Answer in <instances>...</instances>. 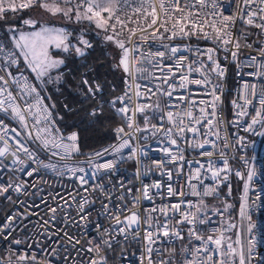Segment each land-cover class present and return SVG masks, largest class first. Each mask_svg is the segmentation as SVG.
Here are the masks:
<instances>
[{"label":"snow or ice","instance_id":"1","mask_svg":"<svg viewBox=\"0 0 264 264\" xmlns=\"http://www.w3.org/2000/svg\"><path fill=\"white\" fill-rule=\"evenodd\" d=\"M242 3L238 13L225 15L228 9L222 8L217 0H0V29L4 32L0 38V113L17 122V127H10L0 118V200L3 201L0 241L6 245L4 255H0V264H109L107 253L113 250L114 243L119 246L116 236H122L127 243L131 235L133 241L139 242L141 223L147 227L143 229L138 264H172L176 250L154 246L163 238L184 240L182 226L185 225L189 244L182 249L183 264H250L255 237L246 250H238L234 245L241 243L239 236L233 242L227 235L235 228L231 220L224 217L231 204L225 202L223 210L214 209L221 217V227L213 228L207 236L198 231V225L211 222L205 199L218 195L219 186L232 172L229 158L221 150L231 145L222 116L223 88L219 83L227 68L221 66L218 53H226L224 59L230 56L238 70L245 64L255 65L259 71L247 75L264 79V41L260 39L264 37V0H242ZM37 8L47 16L43 23L31 15ZM26 10L28 18L16 15ZM9 13L13 15L9 16ZM57 17L95 23L104 33L103 40L118 50L115 67L125 73V89L110 101H101L92 107L89 115L103 116L104 103H108L120 115L123 124L115 129L118 142L99 151L83 153L78 132L65 135L53 118L56 105L45 103L51 97L42 95L47 84L60 83L64 79L60 69L65 61L54 58L52 48L65 53L74 50L79 57H84L87 49L92 48L83 34L73 44L72 34L66 28L56 26ZM17 21L22 23L18 25ZM238 22L242 27L237 28ZM253 36L256 39H250ZM192 37L211 41L213 46L193 49L191 45L172 43ZM157 40L164 50H145L146 45ZM244 49H254L256 54L249 52L241 59ZM182 50L192 53L194 58L189 61L187 56L178 55ZM173 58L175 63L165 62ZM144 64L153 71L149 72ZM194 73L201 78L190 79ZM213 74L216 83L210 78ZM137 78L155 83L142 87L135 83ZM189 84L204 85L208 91L193 94L188 90ZM78 86L85 99H96L104 92V82L88 78H82ZM243 89L244 94L231 102L236 116L232 123L238 125L241 118L248 116L247 106L258 98L260 110L256 111L245 131H253L257 124L264 127V85L258 89L256 83L245 82ZM200 95L208 98H195ZM239 100H243V104ZM138 116L143 118V127L137 121ZM153 118L157 123H151ZM140 133L162 137L160 143L166 146L161 151L175 166L177 176L185 175V164L190 167L185 176L189 191L156 181L144 184L138 190L140 195L131 201L126 202L122 193L117 207L103 184H89L87 169L93 170V176L115 169L123 159L119 154L124 149H129L128 159H136L138 153L146 154L142 147H133V141ZM260 134L264 135V132ZM244 140L242 136L237 137L241 145ZM209 145L218 152L222 166H217L214 151L204 150ZM188 149L200 150L198 154L206 158L204 162L186 160L184 153ZM42 153L46 154L45 159L41 158ZM109 155L116 158L102 160ZM79 156H85V159H77ZM193 163L197 166L191 169ZM163 164V161L156 162L157 167L162 168ZM42 169L57 177L75 178L78 182L76 190L44 195L45 187L52 185L42 179ZM163 174L169 180L174 175L171 169ZM255 174V171H249L248 180ZM139 175L138 171V178ZM209 175L215 181L214 185L204 183ZM235 175L239 177L241 173L236 171ZM165 187L168 197L178 196L180 200L162 207L140 209L141 199L151 201L155 196L163 199L160 189ZM120 188L131 193L123 183ZM153 190H156L154 194ZM97 191L109 202L101 206L114 222L112 231L103 229L99 239L84 238V233L79 237L73 235L72 229L79 230L82 225L87 227V209L95 203L90 196ZM230 191L229 188V194ZM189 192L198 198L196 202L184 199ZM247 197L248 184L245 183L243 199L247 200ZM245 208L246 205L241 204L242 217ZM176 212L180 219L171 223L170 213ZM32 217H36L35 222ZM255 227L250 221L249 232ZM97 229L100 230L99 225Z\"/></svg>","mask_w":264,"mask_h":264},{"label":"built area","instance_id":"2","mask_svg":"<svg viewBox=\"0 0 264 264\" xmlns=\"http://www.w3.org/2000/svg\"><path fill=\"white\" fill-rule=\"evenodd\" d=\"M217 3L228 11H225V15L228 14H235L240 11L243 7L242 0H217ZM242 27V25L238 22L237 28ZM250 31H258L249 29ZM250 39H256V37H250ZM264 41V37L260 38ZM167 43V41H164ZM173 44L176 45H191L193 49L197 46L200 48L212 47L211 41H205L203 39H196L192 37L191 39H177L172 41ZM255 47V46H254ZM145 50H151L155 52L157 50H164L161 46L160 41H153L146 45ZM255 55L254 49H244L243 55L241 59L248 55V53ZM178 55L187 56L189 61H191L194 57L192 53L187 51H181ZM226 53L223 51L218 53V58L221 66L227 68V72L225 77L219 82L221 87L223 88V93L221 95V99L223 101L222 104V116L226 122L225 128L226 132L229 137L230 147L227 149L221 148L222 151L226 153L229 158V163L232 168V172L229 173V178L223 184L219 186V193L218 195H214L211 197H207L205 199V203L208 204L207 214L211 216V222L205 223L203 225H198V231L207 236L211 233L213 228L221 227V217L214 213V209L220 208L223 210V206L225 202L231 204L232 207L228 209L227 212L224 213V217L226 219H230L231 222L235 225V228L231 229L227 235L232 238L234 242L237 236H239L241 243L239 245H234L239 250L240 248L247 249L250 241L252 238L255 237V248L253 249L252 258L250 260V264H264V135L260 133L264 132V127L260 124L254 126L253 131H245L247 124L251 123V118L256 115V111L260 110L259 100L253 99L252 103L247 106V111L249 113L248 116L241 118L239 124L232 123L235 119V110L233 109L232 100L238 99V97L244 94L243 85L245 82L248 83H256L257 88L259 89L262 85H264V79L260 77H253L247 75L250 72L259 71V69L255 66H248L245 64L242 66L240 70L237 69L236 63L231 61V57L229 56L228 59H224ZM166 63H175V58L172 60L165 61ZM259 63V60L257 61ZM143 67L148 68V71H153L147 64H144ZM239 71V74H238ZM139 76V74H138ZM82 78H87L85 75L80 76V80ZM125 73L122 76V89L116 93L114 96L109 98L107 101H110L116 96H119L123 93L125 89ZM200 75L198 73H194L190 79H200ZM213 83H216L215 74L210 77ZM135 83H139L142 87L147 84L148 86H152L155 81L152 80H145L137 78ZM188 90L191 91L193 94L197 93H204L208 91V89L204 85H197V84H189ZM184 90H181V92ZM43 95V94H42ZM197 99H207L208 97L200 95L195 96ZM135 99V98H134ZM100 100L98 103H100ZM241 104H243V100H239ZM46 103V101H45ZM110 107V105L107 103ZM119 107V104L117 105ZM110 109L116 114L120 119V115L117 114L111 107ZM92 111L90 109L89 113ZM0 118L5 120V123L9 124L10 127H17V122L11 120L10 117H7L4 113H0ZM54 118V114H53ZM55 119V118H54ZM137 121L141 127H143V118L142 116L137 117ZM151 123H157V119L153 118ZM123 124V120L121 119V124ZM116 125L112 128L113 137L110 141L106 142L99 148L95 150L85 152V154L99 151L100 149L107 147L110 144H116L118 142L117 136L115 133V129L120 126ZM127 130V129H126ZM75 130H70L64 132L67 135L70 132ZM76 132V131H75ZM221 135H224V130L221 131ZM242 136L245 138L244 145H241L237 141V137ZM209 139H215V137H208ZM162 139L159 134L156 137L151 136L149 133H140L137 134V139L133 141V147L140 146L143 148V152L146 154H139L137 155L136 159H128L129 149H124L119 154L122 156L123 159L119 160L117 167L107 173L104 171H100L93 176V170L87 169L88 177H89V184H103L108 192L111 193L113 197V203L118 207L120 206V196L123 193L125 201H131L133 197L139 196L140 192L138 190L142 189L144 184H152L156 181H160L165 186L169 183L173 185L174 188L180 187L185 192H188V188L185 186V176L190 171V167L185 164L184 173L185 175L177 176L175 166L168 161V157L166 154L161 151V148L166 146L160 143ZM219 143V142H218ZM204 150H212L214 151V158L217 160V166H222L218 159V152L213 150L211 146H206ZM200 150H192L188 149L185 151L184 155L186 160H201L204 162L206 158H202L199 156ZM46 154H41V158L45 159ZM243 157V159H242ZM116 157L109 155L103 157L102 160L107 159H114ZM77 159L83 160L85 156H79ZM245 160L248 163H245ZM163 161V167H157L156 162ZM6 163L8 161H5ZM102 162V161H101ZM84 166V165H80ZM197 165L193 163L191 165V169H194ZM173 170V178L169 180L165 173L167 170ZM139 171L140 175L139 178L137 177V172ZM239 171L241 176H236L235 172ZM255 171V175L253 176L252 180H248V172ZM42 172V179L47 181L49 185L52 187H45L44 195H47L48 192H72L77 188V180L75 178L65 177H57L52 174L50 171L41 170ZM123 183L125 188H130L131 193L128 194L125 192L124 189L120 188V184ZM204 183L208 185H214L215 181H213L210 175L204 179ZM245 183L248 184V197L247 200L243 199L244 197V185ZM229 188L231 189L229 194ZM203 191L202 187L200 188ZM156 190H153V194ZM160 192L164 194L163 199L160 196H155L153 200H143L141 199L139 203L140 209L146 210L150 209L153 206H163L164 204H173L180 200V197H168L166 193V187L160 189ZM259 197V199H258ZM91 200H94L95 203L90 205L87 209L89 213V220L87 223V227L85 228L83 225L79 230L72 229V234L76 236H80L81 233H84V238L95 237L99 239L103 229H108L112 231L113 229V221L104 213V209L102 208V203H109L105 198L104 195L100 192L93 193L90 196ZM184 199L191 200L193 202L197 201V197L192 196L189 192ZM212 204H219L220 207H213ZM241 204H245V216L240 215V208ZM131 206V205H129ZM0 207H3V201L0 200ZM112 207V204L109 205ZM184 208H181L183 211ZM75 210L72 211V215L75 216ZM173 219L170 221L171 223H175L177 220L180 219V215L178 212L170 213ZM161 221H163V217H160ZM33 222H35L36 217H32ZM252 222L256 225V227L249 232L248 225L249 222ZM97 225L100 226V230L97 229ZM119 227V226H117ZM135 227V226H134ZM147 227V225L141 223L140 231L141 237L139 242L133 241L131 239V235L129 236V241L127 243L124 242L123 237L117 235L116 241L119 243V246H116L114 243L113 250L108 252V256L110 257L109 264H138V258L141 254L140 250L143 245V229ZM184 228V232L182 233L185 236L184 240L179 239H169L163 238L157 245L154 247L157 248H165V249H172L174 248L175 254L172 257V264H183L184 254L182 249L185 245L189 244V239L187 237V226H182ZM83 242V239H82ZM198 242H193V244ZM6 245L3 241H0V255H4V248ZM123 250V255H122ZM165 258H167V252H165Z\"/></svg>","mask_w":264,"mask_h":264},{"label":"trees","instance_id":"3","mask_svg":"<svg viewBox=\"0 0 264 264\" xmlns=\"http://www.w3.org/2000/svg\"><path fill=\"white\" fill-rule=\"evenodd\" d=\"M20 16L24 17L23 14ZM84 35L92 44V48L87 49L84 57L77 56L75 51L65 53L63 50H52L55 56L65 61L60 69L64 79L60 83L47 84L46 92L42 93L51 97L46 103L56 105L53 114L61 130L78 132L83 153L95 150L110 141L113 137L112 128L121 124V119L107 103H104V113L99 118L90 116L89 111L100 100L107 101L118 93L123 85L121 72L115 67L118 50L106 43L100 32L92 31L89 26L84 29ZM55 75L57 73L54 71L53 76ZM81 75H85L89 80L104 82L102 96L85 99L78 86Z\"/></svg>","mask_w":264,"mask_h":264},{"label":"rangeland","instance_id":"4","mask_svg":"<svg viewBox=\"0 0 264 264\" xmlns=\"http://www.w3.org/2000/svg\"><path fill=\"white\" fill-rule=\"evenodd\" d=\"M20 14H23L24 17L23 18H28V14H27V10L26 12H21V13H18L16 15L20 16ZM31 15L33 18H38L41 20V23H43L46 19H47V16L42 14L41 10H39L38 8L35 9V10H32L31 11ZM9 16H11V14H9ZM20 23H22V21H17V24L19 25ZM55 24L57 27H64L66 28V30L68 32H70L72 34V43L75 44L76 43V38H79L81 36V34H83V38H85V35H84V29L86 27H90L92 29V31H97V32H100L101 34H104L103 31L101 29H98L95 25V23H90L89 21L87 20H82L80 22H77L75 21V19H71V20H68V19H63V18H60V17H57L55 18ZM25 31H27L28 29L25 28L24 29ZM4 36V32L2 29H0V38H3ZM52 50H61V49H56V48H52L51 49V54L54 58H57V59H60L59 57L55 56L53 53H52ZM74 51V50H72ZM118 59H119V55H118V58H117V62H118ZM120 72H121V80H122V76L124 74V72L122 71V69H119ZM213 207H220L219 204H212Z\"/></svg>","mask_w":264,"mask_h":264},{"label":"water","instance_id":"5","mask_svg":"<svg viewBox=\"0 0 264 264\" xmlns=\"http://www.w3.org/2000/svg\"><path fill=\"white\" fill-rule=\"evenodd\" d=\"M104 36V34H102V37Z\"/></svg>","mask_w":264,"mask_h":264}]
</instances>
